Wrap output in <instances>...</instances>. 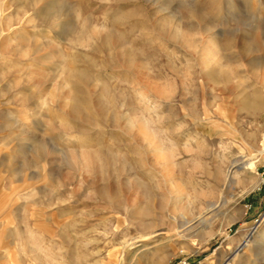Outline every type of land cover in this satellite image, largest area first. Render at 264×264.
Masks as SVG:
<instances>
[{
    "label": "rangeland",
    "instance_id": "rangeland-1",
    "mask_svg": "<svg viewBox=\"0 0 264 264\" xmlns=\"http://www.w3.org/2000/svg\"><path fill=\"white\" fill-rule=\"evenodd\" d=\"M44 2L0 0V264H264V153L222 187L264 147V0Z\"/></svg>",
    "mask_w": 264,
    "mask_h": 264
},
{
    "label": "bare ground",
    "instance_id": "bare-ground-1",
    "mask_svg": "<svg viewBox=\"0 0 264 264\" xmlns=\"http://www.w3.org/2000/svg\"><path fill=\"white\" fill-rule=\"evenodd\" d=\"M46 3H50L53 2L56 4V6L59 7V9L56 10H60L62 8L61 5V0H45ZM44 2V3H45ZM57 8V7H56ZM58 15V14H57ZM42 17V16H41ZM45 18L47 19V17L45 16ZM58 26V25H57ZM61 27V26H60ZM67 29V28H66ZM66 31V30H65ZM113 31H109L107 33H105L104 35L100 36V39L102 41L103 44H110L112 42V36H113ZM174 34H176V31L174 32ZM47 45V44H46ZM130 51V50H129ZM128 51V52H129ZM127 53V51H126ZM129 54V53H128ZM127 54V55H128ZM134 54V53H132ZM132 55L131 53L128 55V61H131L132 59ZM217 75V74H216ZM77 79H84L81 76H77ZM264 80V78H263ZM87 97L83 98V101H87ZM83 101H78L77 99L72 100L70 102V109H71V113L73 114H79V115H83ZM68 103V102H66ZM70 113V115H71ZM224 132V131H223ZM247 144V143H246ZM222 146V145H220ZM39 148V147H38ZM44 148V147H43ZM264 153V147L260 148L257 150V154L254 155L253 157L251 156H238L235 158H231L229 159V162L227 164V169L225 172L224 177L222 178V187L224 189H229V190H234L235 187L237 185H241L242 187V191H247V190H251L254 187H256L259 183V178L258 179H252V180H243L240 177V174L242 173H246L247 170L250 169L251 165H252V160L255 156L259 155V154H263ZM110 160V159H109ZM220 172H215V178L219 179L220 178ZM221 181V180H220ZM221 189V188H220ZM225 193V190H224ZM233 192H231V195ZM188 194V193H187ZM189 196V195H188ZM219 196V195H218ZM228 197V196H227ZM231 197V196H230ZM233 197V196H232ZM188 198V197H186ZM227 202V198H223L221 197L219 201H205V203L203 205L199 206V210L196 216L194 217H188L185 213H180L177 216L178 219V223H179V230L178 233L180 234V236H184L188 233H193L195 232L199 226H209L211 225V220L209 218V213H211L213 210H220V208ZM192 201L191 204H189L188 207H192ZM195 205V204H194ZM226 205V204H225ZM213 213V212H212ZM220 213V212H219ZM214 215V214H213ZM213 220V219H212ZM264 221V215L263 217L260 219V221L258 222L259 224L262 225V222ZM257 224V223H256ZM264 225V223H263ZM261 233L257 234L258 230V225H256L250 232L247 233H241L240 239L238 240L240 246L241 247H251L253 243H250L251 239L254 240V238H257L261 241L262 243V248L261 251L264 253V226L261 228ZM177 233V232H176ZM189 235V234H188ZM141 248V247H140ZM238 248V249H239ZM124 251V250H123ZM139 253V249H137V251L134 253V255H137ZM233 259V258H232ZM122 263V262H121ZM226 264H230L229 262Z\"/></svg>",
    "mask_w": 264,
    "mask_h": 264
}]
</instances>
